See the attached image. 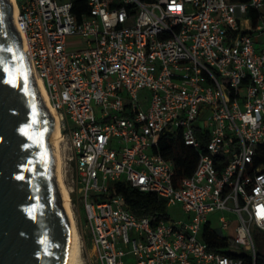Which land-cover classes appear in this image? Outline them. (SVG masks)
<instances>
[{"label": "built area", "instance_id": "2783aa9c", "mask_svg": "<svg viewBox=\"0 0 264 264\" xmlns=\"http://www.w3.org/2000/svg\"><path fill=\"white\" fill-rule=\"evenodd\" d=\"M13 1L69 144V196L84 211L93 264H256L264 0ZM177 137L198 151L190 176L161 150V138ZM119 180L164 198L167 212L137 215L122 193L106 197ZM174 204L185 218L169 216ZM206 223L240 256L210 249Z\"/></svg>", "mask_w": 264, "mask_h": 264}, {"label": "water", "instance_id": "95a60500", "mask_svg": "<svg viewBox=\"0 0 264 264\" xmlns=\"http://www.w3.org/2000/svg\"><path fill=\"white\" fill-rule=\"evenodd\" d=\"M13 0H0V264H67L72 230L57 177L58 118Z\"/></svg>", "mask_w": 264, "mask_h": 264}, {"label": "trees", "instance_id": "16d2710c", "mask_svg": "<svg viewBox=\"0 0 264 264\" xmlns=\"http://www.w3.org/2000/svg\"><path fill=\"white\" fill-rule=\"evenodd\" d=\"M161 150L164 155L173 158L178 177L190 176L196 166L198 151L191 146L184 144L180 138L166 140L161 138ZM260 152L259 162L264 161V146H258ZM122 193L125 197L124 205L137 215H152L167 212V203L164 198L159 197L152 191H143L131 185L126 180H119L111 183L110 191L106 197H113ZM203 238L214 251H226L235 256H240L234 250L238 249V244L234 239L220 235L210 223H206L203 229ZM251 263V258H246ZM256 264H264V253H258Z\"/></svg>", "mask_w": 264, "mask_h": 264}, {"label": "rangeland", "instance_id": "374dc122", "mask_svg": "<svg viewBox=\"0 0 264 264\" xmlns=\"http://www.w3.org/2000/svg\"><path fill=\"white\" fill-rule=\"evenodd\" d=\"M71 40L72 42L69 43V46L72 48H76L78 46L82 45V41L79 40V37L77 36H71ZM55 143V140H54ZM59 151H58V156L61 159L60 162V173L62 175V180L64 182V185L67 186V190L69 191V195H70V183H71V173L73 170V163L69 164V163H65V155L68 153L69 151V144L66 138L59 140ZM56 150V148H55ZM56 154H57V150H56ZM58 162V160H57ZM58 166V163H57ZM57 177H58V168H57ZM58 181H59V177H58ZM70 206L73 212V216L75 217V223H76V227L78 229V232L80 233V255H81V260L79 262V264H93L94 261V251L91 250L92 246L87 238V236L85 237L84 235V230H85V219H84V211L82 210V208L80 206L77 205V203H74V199L73 201H70ZM168 213L169 216L174 219H181V218H185L186 214L185 211L182 207L181 204H174L168 207ZM253 235L256 241V245H257V249L260 253H264V230H259L258 228H254L253 229Z\"/></svg>", "mask_w": 264, "mask_h": 264}, {"label": "bare ground", "instance_id": "6f19581e", "mask_svg": "<svg viewBox=\"0 0 264 264\" xmlns=\"http://www.w3.org/2000/svg\"><path fill=\"white\" fill-rule=\"evenodd\" d=\"M39 79V82H40V85L43 89V92H44V95H45V98L46 100L48 101V103L50 104L49 102V99H48V96H47V92H46V89L44 87V84L42 82V80L38 77ZM50 106L52 107L53 111L55 112L56 116H57V112L55 110V108L50 104ZM55 148L57 150V156H58V151H59V140H60V128H59V122H58V129H57V132H56V135H55ZM57 160H58V177H59V185L61 187V190H62V194L63 196L65 197L66 199V210H67V213H68V216H69V220H70V226H71V230H72V243H71V246H70V249H69V253H68V261H67V264H79L80 260H81V255H80V233L78 232V229L76 227V223H75V217L73 216V212H72V209H71V206H70V196H69V191L67 190V186L64 185V182L62 180V175L60 173V162H61V159L59 157H57ZM60 160V162H59ZM92 251L95 250L94 247L91 248Z\"/></svg>", "mask_w": 264, "mask_h": 264}, {"label": "clouds", "instance_id": "9594fccd", "mask_svg": "<svg viewBox=\"0 0 264 264\" xmlns=\"http://www.w3.org/2000/svg\"><path fill=\"white\" fill-rule=\"evenodd\" d=\"M244 119H245V121L247 122V121H249L251 118H250V117H245ZM251 122H252L253 124H255V120H252Z\"/></svg>", "mask_w": 264, "mask_h": 264}]
</instances>
